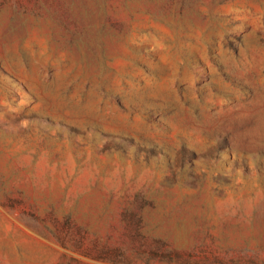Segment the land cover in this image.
<instances>
[{
	"label": "rangeland",
	"instance_id": "obj_1",
	"mask_svg": "<svg viewBox=\"0 0 264 264\" xmlns=\"http://www.w3.org/2000/svg\"><path fill=\"white\" fill-rule=\"evenodd\" d=\"M0 264H264V0H0Z\"/></svg>",
	"mask_w": 264,
	"mask_h": 264
}]
</instances>
